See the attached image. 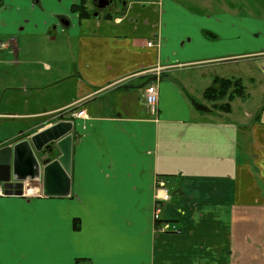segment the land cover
<instances>
[{
    "label": "crops",
    "instance_id": "crops-1",
    "mask_svg": "<svg viewBox=\"0 0 264 264\" xmlns=\"http://www.w3.org/2000/svg\"><path fill=\"white\" fill-rule=\"evenodd\" d=\"M81 1L0 0V149L75 122L69 197L0 194V264H264V0Z\"/></svg>",
    "mask_w": 264,
    "mask_h": 264
},
{
    "label": "water",
    "instance_id": "water-1",
    "mask_svg": "<svg viewBox=\"0 0 264 264\" xmlns=\"http://www.w3.org/2000/svg\"><path fill=\"white\" fill-rule=\"evenodd\" d=\"M111 3L112 0H98L97 6L106 9ZM61 21L67 25V20ZM74 128V121L63 120L1 148L0 184L5 195L34 194L35 188L47 197H69Z\"/></svg>",
    "mask_w": 264,
    "mask_h": 264
},
{
    "label": "trees",
    "instance_id": "trees-1",
    "mask_svg": "<svg viewBox=\"0 0 264 264\" xmlns=\"http://www.w3.org/2000/svg\"><path fill=\"white\" fill-rule=\"evenodd\" d=\"M73 11L78 13L81 18L91 16L86 8V0H82L80 5L74 6ZM245 94L246 90L242 79L216 77L212 85L204 91L203 97L207 102L212 103L215 108L229 112L231 109L230 102L237 97L244 98ZM225 100L228 102L223 103Z\"/></svg>",
    "mask_w": 264,
    "mask_h": 264
},
{
    "label": "built area",
    "instance_id": "built-area-1",
    "mask_svg": "<svg viewBox=\"0 0 264 264\" xmlns=\"http://www.w3.org/2000/svg\"><path fill=\"white\" fill-rule=\"evenodd\" d=\"M152 43H149V46H151ZM1 47H5L4 45H1ZM159 71V69H158ZM145 101L152 112L156 111V104L158 102V91L157 88L154 85H149L146 89V96ZM64 114V111L61 112L60 115ZM72 118H81L86 116V111H72L70 114ZM168 182L166 179H159L157 181V199L155 202L154 212H153V220L158 223H163L161 220V214L163 211V208L166 203H168L171 200V194L168 190ZM0 194H4V189L2 185L0 184ZM168 224H164L163 226L159 225L158 230L159 231H165L168 228ZM82 264H92V263H82Z\"/></svg>",
    "mask_w": 264,
    "mask_h": 264
},
{
    "label": "rangeland",
    "instance_id": "rangeland-1",
    "mask_svg": "<svg viewBox=\"0 0 264 264\" xmlns=\"http://www.w3.org/2000/svg\"><path fill=\"white\" fill-rule=\"evenodd\" d=\"M91 6H93V4H91ZM235 66V65H234ZM200 70L199 69H195L194 71H188V74H195V73H198ZM244 86L249 90V91H251V86L248 84V83H246V84H244ZM201 89H203V88H200V91H201ZM196 96V98H198V100H200V101H202V102H205L206 103V101H204L203 99H200V98H202V96L200 95L199 96V92L195 95ZM253 97V96H252ZM251 102V101H250ZM206 104H208V105H211L212 106V103L210 104L209 102H207ZM238 105H240V100H238V102H237V106ZM235 106H236V104H235ZM251 107H250V103L248 104V107H245V108H243V110L244 109H248V110H250V111H252V109H250ZM237 110H241V114H242V109H239V108H237Z\"/></svg>",
    "mask_w": 264,
    "mask_h": 264
}]
</instances>
